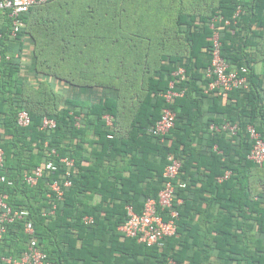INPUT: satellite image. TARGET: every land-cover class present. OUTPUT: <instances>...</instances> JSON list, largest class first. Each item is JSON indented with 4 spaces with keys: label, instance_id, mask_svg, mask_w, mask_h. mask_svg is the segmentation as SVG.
I'll return each instance as SVG.
<instances>
[{
    "label": "trees",
    "instance_id": "1",
    "mask_svg": "<svg viewBox=\"0 0 264 264\" xmlns=\"http://www.w3.org/2000/svg\"><path fill=\"white\" fill-rule=\"evenodd\" d=\"M57 1L33 5L22 15L24 25L16 35L7 13H0L6 20L5 25L0 22V146L4 173L13 180L11 185L0 183V194H7L13 209L29 211L28 217L6 224L0 264H9L4 258L23 256L31 237L25 231L28 221L33 222L34 237L46 253L43 264H164L169 257L176 264H209L207 251L186 255L185 249L194 245L188 246L183 234L197 230L210 235L212 227L211 219L208 226L191 225L196 205L191 194L219 193L229 186L234 192L225 209L234 207L245 220L252 218L257 231L253 222L246 224V235L244 222L236 230H222L224 244L228 234L236 244L231 247L229 240L224 247L219 245L221 237L215 236L219 256L224 249L235 250L246 264H264V243L256 237V232L264 235V208L260 196L245 191L243 179L256 169L264 170V162L248 157L254 145L248 126L253 125L264 139V0H244V12L236 20L235 0H219L210 13L200 15L188 13L184 0H137L138 8L133 9L124 3L127 0L53 4ZM141 9L148 11L149 19ZM216 14L231 20L217 23L222 56L230 69L246 67L249 82L247 88H234L225 95L206 91L213 46L210 24ZM155 17L161 24L150 35L142 23ZM168 26L183 39L181 46L160 54L159 68L143 77L145 93L130 109L124 89L130 90L134 83L125 80V70L147 68L148 53L140 48L149 47V55L155 56L154 46ZM23 39L31 47L29 76L23 74L22 56L8 42L19 41L17 50L22 52ZM179 67L185 68L184 80L174 75ZM171 81L184 93L167 102L164 93ZM167 106L174 111L175 126L163 140L149 129ZM23 109L31 115V123L24 127L17 122ZM106 115L112 117L111 125ZM45 117L55 120L56 126L43 128ZM224 123L237 125L235 133L210 128ZM169 153L181 161L174 180L177 235L168 237L163 247L148 246L124 236L119 226L128 217V205L140 213L148 198L158 197L167 181ZM65 157L73 159V166L61 161ZM48 161L57 169H45L37 184L29 185L25 176ZM227 171L229 176L219 180ZM66 178L72 181L67 188ZM55 181L63 189L61 198L51 190ZM201 213L207 220L212 214L210 208ZM85 217L93 222L87 223Z\"/></svg>",
    "mask_w": 264,
    "mask_h": 264
},
{
    "label": "built area",
    "instance_id": "2",
    "mask_svg": "<svg viewBox=\"0 0 264 264\" xmlns=\"http://www.w3.org/2000/svg\"><path fill=\"white\" fill-rule=\"evenodd\" d=\"M50 0H0V13H7L11 19L12 35H16L21 27L24 25L22 15L26 13L33 5L38 3H45ZM244 0H235L236 10L233 19H238L244 12ZM225 21L230 24L229 19H225L222 15L216 14L211 19L210 27L213 30L211 48V63L206 69V76L210 79L207 90H217L219 94L225 95L228 91L234 88H247L248 77L246 67L240 69H230L229 63L222 56L221 53V40L220 31L217 23ZM2 33L0 31V37ZM174 75L184 80L186 78V71L184 67H179ZM184 91L176 89L174 81L170 82L169 89L164 93L167 102H170L174 97L183 95ZM108 125L112 124V117L105 116ZM17 122L20 126H28L31 123V115L28 110L23 109L18 113ZM56 126L55 120L44 118L43 128H54ZM175 126V114L170 107L163 109L162 115L156 126L149 129V132L155 136H159L164 140V137L170 133ZM237 125L224 123L222 126L211 124V130L219 131L221 129L235 133ZM251 139L254 141L253 148L251 149L248 157L258 164L264 162V139L261 134L256 130L253 125L248 126ZM55 153V150H53ZM168 163L164 170V176L167 179L163 189L160 190L157 198H148L144 204L142 212L135 211L133 206H127L128 217L126 221L119 226L120 232L126 237L136 238L138 242L148 246H161L165 245V240L168 237L177 235L176 221L179 217V211L175 207L176 199V185L175 178L179 174L181 168V161L173 153L167 156ZM61 161L67 166H73L74 161L71 158H61ZM45 169L56 170L57 166L54 162L48 161L44 165H39L35 168L34 173L25 176L26 182L34 186L37 184L40 177H42ZM229 171L221 177H228ZM0 183H7L11 185L13 180L4 173V150L0 146ZM64 187H70L72 181L66 178L63 182ZM180 186L184 187L182 183ZM51 190L57 194L59 198L63 195V189L58 181L51 185ZM7 194H0V240L6 231V224L15 220L23 219L29 216V211L26 209H13L7 203ZM87 223H92V217H85ZM25 231L31 237L26 251L20 259L14 260L12 257L4 258L9 264H43L46 259V253L38 246V241L34 237L35 229L32 221L26 223ZM164 264H176V261L169 257Z\"/></svg>",
    "mask_w": 264,
    "mask_h": 264
},
{
    "label": "crops",
    "instance_id": "3",
    "mask_svg": "<svg viewBox=\"0 0 264 264\" xmlns=\"http://www.w3.org/2000/svg\"><path fill=\"white\" fill-rule=\"evenodd\" d=\"M219 3V0H184V3H182L184 6L187 7L188 13H192L195 15L208 14L214 7H216ZM0 22L3 23V25L6 24L5 17L3 18L0 15ZM23 49L22 52H18L17 48L19 46V41H8L11 47V50H15V54L17 56H22V62H23V74L25 76L31 75L32 72V65H31V58H30V52L31 47L29 46V42L27 39H23ZM256 68L258 71L261 70V63L256 64ZM124 133V132H123ZM230 174V171H229ZM223 177V176H222ZM247 177V178H246ZM224 178H219V180H223ZM245 180V191H248L250 195L255 196L258 198L260 196V206L264 208V170H258L253 173V175L245 176L243 178ZM199 187V186H198ZM199 191V190H198ZM195 191L194 193H190L194 197L195 201V209L191 211V218L189 221L191 222V225H209V220L211 219V234L204 235L201 234V232H198L197 230L194 231V234H189L187 231L185 234H183L182 237H184V240L186 244L194 245L193 247L186 248V255L189 257H192L195 255V251H207L208 254H210V262L209 264H246L245 260L241 257V254L237 253L235 250H222L223 257L221 258L219 256L220 250L219 245L225 242V234L221 232L222 230L230 231V230H236V226L242 222H244V225L242 224V227L244 229V234L246 235L249 233V228L246 227V224L249 226L250 223H254V227L257 231L256 222L249 218L248 220H245L241 216H239L236 209L231 208V210L225 209L226 201L229 198V195H233L234 189L232 187H228L225 190L219 191V193L215 191H203L198 192ZM244 191V192H245ZM100 199L99 195H96L94 198V201H98ZM184 199L179 198L178 204L183 205ZM211 209V215L209 219H205V213H201L204 209ZM249 214V211H247ZM251 217V216H249ZM246 221V222H245ZM198 225V226H199ZM214 226L217 228H220V231H215ZM196 232V234H195ZM227 235V234H226ZM215 236L221 237V241H219V245H217V241L214 239ZM256 237H259L261 239V242L264 243V235L260 234L259 232H256ZM211 238V239H210ZM227 243L223 246L226 247L229 242L232 241L231 247H233L236 243V239H232V237L226 236ZM122 239V238H121ZM224 239V240H223ZM231 240V241H229ZM97 243L99 242L98 239L95 240ZM245 241V237H244ZM245 243V242H244ZM229 245V244H228ZM181 247V245H178V248Z\"/></svg>",
    "mask_w": 264,
    "mask_h": 264
},
{
    "label": "rangeland",
    "instance_id": "4",
    "mask_svg": "<svg viewBox=\"0 0 264 264\" xmlns=\"http://www.w3.org/2000/svg\"><path fill=\"white\" fill-rule=\"evenodd\" d=\"M60 2V3H59ZM114 2V1H113ZM61 3H64L62 0H59L53 4L55 5H58V4H61ZM126 4V6H130L132 7V9L134 8V6L136 8H138V1L137 0H127L126 2H124ZM53 4H51V6H53ZM49 6V5H48ZM123 10L125 11V9L123 8ZM145 9H141V12L143 14H146L145 17L148 16V19L150 18V15H148V11H144ZM71 11L73 13H76V9L73 8L71 9ZM124 11H122L124 13ZM129 22L132 23L131 20H129ZM161 22L158 20L157 17H155L152 21L151 20H147L146 23H142L143 26H145V28H147L146 30L150 29L148 32L150 35L152 34H155V30H153L152 32V29H154V27L156 26H160ZM174 26V25H173ZM171 27L172 26H168L167 29V32H165L163 34L162 37L159 38V40L157 41V44L154 46V54L155 56H151V54L149 55L150 52H152V50H150V48H145V47H141L140 50H146L148 55L147 58H148V61H149V65L147 66V68H139L137 70L133 69L130 67V70H125V80L126 79H129V80H132V82L134 83L133 84V87L130 88L129 90V87H126L124 90L128 93L129 95V101L126 103V105L130 108V109H134L138 103V101L141 99V97L144 95L145 93V85H142L141 83V80L149 76H151L154 71H156L158 68H159V64L162 62V59L160 58V54L162 52H172L174 50H178L177 47L180 48L181 46V42L183 41V39L181 40V37L178 35V32H176L175 30H171ZM130 29H131V26H130ZM136 29V27H135ZM161 32V31H160ZM180 37V38H179ZM161 39H163L162 41H160ZM166 44H164V42ZM152 57V58H150ZM150 59H151V64H150ZM126 76L128 78H126Z\"/></svg>",
    "mask_w": 264,
    "mask_h": 264
}]
</instances>
